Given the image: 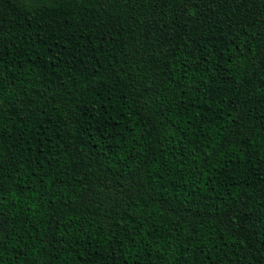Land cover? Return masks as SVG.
<instances>
[{"label":"trees","instance_id":"trees-1","mask_svg":"<svg viewBox=\"0 0 264 264\" xmlns=\"http://www.w3.org/2000/svg\"><path fill=\"white\" fill-rule=\"evenodd\" d=\"M0 264H264V0H0Z\"/></svg>","mask_w":264,"mask_h":264}]
</instances>
